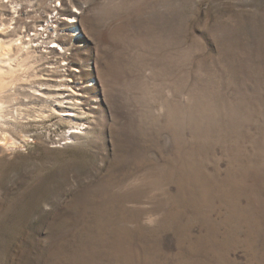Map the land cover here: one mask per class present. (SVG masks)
Returning a JSON list of instances; mask_svg holds the SVG:
<instances>
[{"label": "rangeland", "instance_id": "obj_1", "mask_svg": "<svg viewBox=\"0 0 264 264\" xmlns=\"http://www.w3.org/2000/svg\"><path fill=\"white\" fill-rule=\"evenodd\" d=\"M0 33V264H264V0H0Z\"/></svg>", "mask_w": 264, "mask_h": 264}, {"label": "bare ground", "instance_id": "obj_2", "mask_svg": "<svg viewBox=\"0 0 264 264\" xmlns=\"http://www.w3.org/2000/svg\"><path fill=\"white\" fill-rule=\"evenodd\" d=\"M53 17L54 16L50 17V20L51 21L49 20L48 23H53L54 22ZM74 18H76V17H74ZM40 27H42V29H38V30L35 29L34 30V33H32L31 35L36 40L45 39V43L48 45L49 43L47 42V38L50 37V36H49L48 32L44 29V25H41ZM21 40H23L22 41L23 44L33 43L32 41H27L25 38H21ZM60 40H61L60 38H56L54 40V42H52V43L59 44V45H57L58 47L63 46L62 45V41L60 42ZM0 49L4 53V57L0 58V72H2L1 75L4 74L3 76H5V78H6L7 75L10 74V76L14 80H16L17 79L16 78V75L19 72L21 74L23 73V70L28 65V63H29L30 60H28L26 58H22V57L19 58V59L13 58V56L10 54L9 47L6 46V44L4 42V39L1 36H0ZM31 50H32V48L28 49V52H31ZM32 52H36L38 54H43V52H39L37 48L33 49ZM61 55H63V54L61 53ZM49 63H50V65H56V63L52 59L49 60ZM61 88H62V90H64L65 88H68V87H61ZM33 89H35V87H33ZM36 89L38 90V91H34L35 92L34 95H35L36 98L40 99L42 97L48 96L47 95L48 94L47 93V89H48L47 87H36ZM46 102H47V99H46ZM64 103H65L64 100H62V101H59L58 107H56V106H52L51 108L49 107L50 108V112L54 113L55 111H60L61 108L64 106ZM4 113H5V107L0 105V116L1 117L6 116ZM17 115L19 116V113ZM77 132H79V131L74 130L73 132H71V134L72 133H77Z\"/></svg>", "mask_w": 264, "mask_h": 264}]
</instances>
